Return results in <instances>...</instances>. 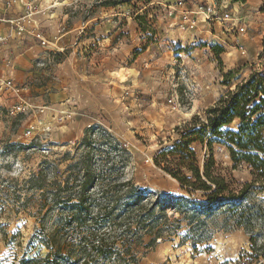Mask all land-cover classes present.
I'll use <instances>...</instances> for the list:
<instances>
[{
  "label": "rangeland",
  "instance_id": "374dc122",
  "mask_svg": "<svg viewBox=\"0 0 264 264\" xmlns=\"http://www.w3.org/2000/svg\"><path fill=\"white\" fill-rule=\"evenodd\" d=\"M215 45L223 49L218 56ZM252 73L264 77V0H0V83L11 84L0 89V264L48 253L37 231H50L58 213L44 215L40 207L51 196L37 189L41 183H28L44 162L41 185L53 189L75 176L69 183L77 192L86 184L91 216L103 203L101 187L109 197L122 181L143 190L147 209L168 194L188 197L154 157ZM105 133L127 150L124 164L100 140ZM193 147L202 158L205 149ZM213 156L237 183L251 179L246 165L231 169L225 148L214 145ZM252 201L264 206V193ZM165 213L154 227L164 224L161 238L152 236L151 224L128 233L137 247L125 264H264V230L253 231L254 253L249 235L226 213L202 218L201 240L187 220ZM109 230L107 222L96 228ZM123 230L115 227L117 235ZM61 255L49 261L82 264L65 250ZM95 264L123 262L113 256Z\"/></svg>",
  "mask_w": 264,
  "mask_h": 264
},
{
  "label": "trees",
  "instance_id": "16d2710c",
  "mask_svg": "<svg viewBox=\"0 0 264 264\" xmlns=\"http://www.w3.org/2000/svg\"><path fill=\"white\" fill-rule=\"evenodd\" d=\"M229 1L244 4L247 0ZM211 48L216 56L223 52L222 47L217 45ZM222 78V85H228L232 70L222 75ZM236 122V128L233 129ZM99 138L106 146L113 147L118 163L124 164L125 157L129 155L127 150L113 141L107 133ZM86 140L87 138L84 139L85 142ZM214 145L227 150L232 170L246 165L251 179L245 183H237L230 175H224L221 167L215 163ZM193 146L205 149L202 158H199ZM153 162L175 180L188 197L168 194L155 200L147 209L141 205L144 200L143 190L129 181H122L109 189V197L106 195L107 187H101L103 203L93 216L88 211L89 204L84 197L86 184L77 192L73 190V183H69L71 177L76 180L75 176L70 175L65 179L63 186L54 182L53 189H46V186L41 185L48 170L44 162L45 168L43 165L37 173L39 179L33 176L28 183L33 186L41 183L37 189L42 193L44 190L49 192L51 200L40 207L45 208L44 215L52 210H56L58 215L50 231L45 227L37 231V236L48 253L43 258L37 256L25 263L53 264L49 260L53 257L54 262L58 261L56 257L65 250L66 256L74 255L82 264H95L98 259L109 260L113 256H117L125 264L126 256L130 260L135 258L133 252L137 247L132 239H127L128 233L130 238L138 230L148 228L151 224L152 236L160 237L164 224L157 229L154 227L161 220L158 213L167 220V209L172 210V215L177 214L181 219L187 220L189 228L196 234L194 238H199L198 240L203 239L198 235L203 217L215 211L226 213V220H232L235 227L249 235L250 249L255 253L258 250L257 234L253 231L257 227L260 231L264 230V206L252 201L256 195L264 193V77L252 73L247 79L236 83L233 89L226 91L205 110L204 119L193 116L179 134L178 140L158 152ZM86 172L85 174H89L87 169ZM114 178L118 180L117 176ZM181 219L174 221L180 222ZM86 222L94 226L84 229ZM105 222L109 223L110 230L101 233L96 231L98 225ZM116 226H124L125 234L117 235ZM118 244L123 248L122 251L118 249ZM120 255L123 256L122 259Z\"/></svg>",
  "mask_w": 264,
  "mask_h": 264
},
{
  "label": "built area",
  "instance_id": "2783aa9c",
  "mask_svg": "<svg viewBox=\"0 0 264 264\" xmlns=\"http://www.w3.org/2000/svg\"><path fill=\"white\" fill-rule=\"evenodd\" d=\"M183 18H184L185 20L187 19L186 16H184ZM239 31H240V32H244V28L241 27V28L239 29ZM10 86H11V84H10L9 82H7L6 85H4V83H0V89H2L3 87H5V88H10ZM14 110H15L16 113H20V112L24 111V108H23V107H16Z\"/></svg>",
  "mask_w": 264,
  "mask_h": 264
},
{
  "label": "bare ground",
  "instance_id": "6f19581e",
  "mask_svg": "<svg viewBox=\"0 0 264 264\" xmlns=\"http://www.w3.org/2000/svg\"><path fill=\"white\" fill-rule=\"evenodd\" d=\"M182 37H183V36H182ZM173 181L176 182L175 180H173ZM214 247L217 248V245H216V246L214 245ZM215 250H216V249H215Z\"/></svg>",
  "mask_w": 264,
  "mask_h": 264
}]
</instances>
